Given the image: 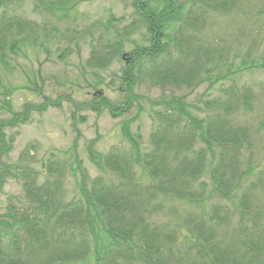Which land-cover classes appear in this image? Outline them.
<instances>
[{
    "label": "trees",
    "instance_id": "obj_1",
    "mask_svg": "<svg viewBox=\"0 0 264 264\" xmlns=\"http://www.w3.org/2000/svg\"><path fill=\"white\" fill-rule=\"evenodd\" d=\"M12 1L21 0H0V9ZM76 1L32 4L35 13L54 16L70 12ZM160 1V7L148 0L134 4L138 23L151 35L148 47L125 54L116 37L101 51L93 48L88 65L105 69L118 57L124 62L122 85L131 97L130 88L143 73L161 88L207 84L203 95L208 97L231 76L264 71L263 58L246 53L237 66L229 52L195 38L208 28L212 14L232 20L230 28L237 30L245 18L240 0ZM257 15L253 42L263 47L264 6ZM28 26L1 18L0 63L14 36ZM130 96L122 109L102 100L90 109L105 107L116 118L135 100ZM172 96L157 100L161 111L150 116L162 124L150 136L149 152L141 154L128 135L125 153L113 149L102 158L90 151L99 170L109 172L93 182L84 200H67L55 164L40 184L25 176L27 203L8 204L0 214V264H264V170L257 162L264 153V119L257 129L236 123L260 104L264 88L233 86L223 98L200 99L189 107ZM29 108L1 125L28 122ZM6 144L0 142L1 152Z\"/></svg>",
    "mask_w": 264,
    "mask_h": 264
},
{
    "label": "rangeland",
    "instance_id": "obj_2",
    "mask_svg": "<svg viewBox=\"0 0 264 264\" xmlns=\"http://www.w3.org/2000/svg\"><path fill=\"white\" fill-rule=\"evenodd\" d=\"M136 1L77 0L70 12L54 16L35 13L33 0L7 2L0 9V21L12 18L29 23V29L14 36L10 42L13 47L10 45L4 51L0 63V142L7 143L0 151V214L8 204L24 206L27 203L25 176L36 177L40 184L48 166L53 164L63 173L67 200H84L93 182L109 172V169L99 170L90 151L102 158L113 149L125 153L130 149L128 135L137 140L141 154L149 152L150 136L162 124L150 117L161 111L156 106L160 98H169L172 94L189 107L200 99L223 98L224 92L233 86L264 88L263 70H246L237 77L231 76L208 97L203 95L207 84L192 90L161 88L143 73L130 88L131 97L122 85L124 62L116 57L107 68L99 69L90 67L88 60L93 48L101 51L116 37L123 42L125 54L150 45L147 25L138 23L135 15ZM148 2L153 7L161 4L160 0ZM237 5L245 16L236 23L237 30L230 28L232 20L212 14L208 28L195 38L213 50L229 52L237 66L246 53L264 61V46L253 42L255 32L259 33L256 24L261 18L257 14L264 0H250V3L240 0ZM128 96L135 100L122 116L114 118L105 107H101V112L90 109L95 100L98 104L102 100L122 109L119 105L124 108ZM261 101L252 112L237 117L236 123L257 129L264 119V96ZM197 105L201 107L200 103ZM27 106L30 107L28 122L14 128L1 125L12 121L15 114L23 115ZM125 125L127 134L122 131ZM257 162L264 170V153Z\"/></svg>",
    "mask_w": 264,
    "mask_h": 264
}]
</instances>
